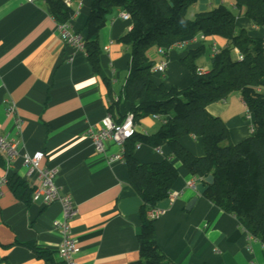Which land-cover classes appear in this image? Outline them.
<instances>
[{
    "label": "crops",
    "instance_id": "0c3cea01",
    "mask_svg": "<svg viewBox=\"0 0 264 264\" xmlns=\"http://www.w3.org/2000/svg\"><path fill=\"white\" fill-rule=\"evenodd\" d=\"M93 1L74 3L75 15L68 23L73 34L78 35L85 25ZM224 2L213 3L217 6ZM229 6L233 9L230 0ZM208 7L202 6L204 11ZM121 13L116 11L98 37L101 72L110 84L114 100L122 92L131 61L129 48L119 42L131 30V22L122 20ZM243 13L242 9L236 27L246 30L253 38L264 39V31L246 20ZM79 36L84 42V35ZM207 44L210 57L213 46L222 50L226 41L207 37L202 44L172 48L164 57L157 51L154 59L148 55L154 66L162 61L166 63L163 73L153 74V82L166 88H187L190 74L180 65V60L188 50ZM206 63L197 62L200 72L209 70ZM108 96L86 54L61 40L58 23L44 2L0 0V134L10 133L13 122L6 115V102L14 104L22 123L16 146L18 156L8 166L4 165V169L0 168V178L15 175L32 189L35 176L27 177L22 156L44 154L41 166L55 171V186L61 194L71 197L78 211L71 223V232L80 242L78 264H131L139 259L136 235L141 227V202L129 184L126 165L109 164L104 155L96 153L87 136L88 129L98 127L109 113ZM207 110L224 122L232 144L251 136L239 93H232ZM128 112L129 104H121L115 116ZM161 125L150 116L142 119L136 130L151 136ZM179 143L194 157L204 154L200 138L185 136ZM134 155L142 164L172 160L179 172L171 188L172 198L159 204L157 209L164 213L154 224L155 243L167 261L264 264V247L233 216L187 187L194 179L171 157L168 147L153 149L140 144ZM0 192V264H62L57 254L60 241L53 230L60 205L44 206L32 200L24 204L7 185ZM192 200L195 202L187 210ZM26 245L47 251L52 262L38 259Z\"/></svg>",
    "mask_w": 264,
    "mask_h": 264
},
{
    "label": "trees",
    "instance_id": "16d2710c",
    "mask_svg": "<svg viewBox=\"0 0 264 264\" xmlns=\"http://www.w3.org/2000/svg\"><path fill=\"white\" fill-rule=\"evenodd\" d=\"M79 3L80 0H72ZM202 0H94L85 25L84 52L92 71L108 90V112L116 124L126 113L115 116L121 104H129L135 126L144 118L157 116L165 122L151 136L135 132L125 144L124 164L129 184L141 202V227L136 235L139 259L131 264H172L158 249L155 221L147 213L157 209L171 194L179 172L172 160L142 164L135 158L136 145L158 149L168 147L171 157L194 179L209 185L202 197L225 214L233 216L246 233L264 247V39L249 36L235 25L239 12L252 25L264 30V0H232L233 9L219 4L211 10L186 18L188 9ZM221 2L223 0H205ZM51 17L60 25L68 24L75 15L65 0H44ZM130 17L131 30L119 42L128 47L131 61L128 77L117 100L111 98L109 82L100 67L102 50L98 37L116 11ZM203 35L219 37L226 46L218 55L209 57V70L200 73L197 62L205 53L199 45L187 51L180 65L190 74V85L182 90L166 88L153 82L154 62L150 49L168 51L175 43ZM243 56L236 60L234 53ZM239 93L246 113L252 116L251 136L232 144L228 130L219 117L209 114L210 105ZM185 136L200 138L202 157H194L179 143ZM0 168L4 161L0 157ZM8 188L14 197L29 204L32 190L15 175ZM38 259L52 262L51 254L34 245H26Z\"/></svg>",
    "mask_w": 264,
    "mask_h": 264
},
{
    "label": "built area",
    "instance_id": "2783aa9c",
    "mask_svg": "<svg viewBox=\"0 0 264 264\" xmlns=\"http://www.w3.org/2000/svg\"><path fill=\"white\" fill-rule=\"evenodd\" d=\"M28 3L36 1L44 2V0H26ZM68 6L73 7L72 0H65ZM120 18L129 21L130 17L127 13L122 12ZM58 30L61 40L75 51L84 52V42L79 35L73 34L68 24H58ZM206 37L197 35L185 42H177L170 49L177 47H184L187 44L198 45L205 42ZM169 49V50H170ZM157 53L165 56L167 51L158 49ZM220 50H216L213 46L211 56L218 55ZM236 60L241 61L243 56L237 51L234 53ZM166 68L165 61L160 62L152 68V73H163ZM200 72V71H199ZM202 73V72H200ZM6 115L10 116L13 120L10 133L0 134V157L4 161V165L8 166L17 156V142L21 131V120L19 119L16 108L13 103L6 102ZM246 121L250 124V133L252 129V116L246 113ZM154 120L164 123L157 116H152ZM136 126L133 121V116L130 113L124 115V119L120 124H116L112 116L108 113L100 122L98 127H91L87 131V136L91 139L94 150L99 155H104L109 164L124 163V150L125 144L134 136ZM139 145H136L138 148ZM44 154L36 152L32 155L24 154L22 156V163L27 171V177L35 176V186L32 187L31 200L33 202H40L42 205L47 206L53 203L60 205V215L53 222V230L59 238V248L57 251L58 257L62 264H78L76 256L79 252V239L76 238L71 232V223L77 216L78 211L73 204L69 195L61 194L54 184L55 171L43 168L41 163ZM196 180L187 183V187L193 191L196 188ZM9 179L7 177L0 178V191L1 188L8 185ZM1 195V192H0ZM172 197H168L170 200ZM164 211L154 209L147 213L149 220L155 221Z\"/></svg>",
    "mask_w": 264,
    "mask_h": 264
},
{
    "label": "rangeland",
    "instance_id": "374dc122",
    "mask_svg": "<svg viewBox=\"0 0 264 264\" xmlns=\"http://www.w3.org/2000/svg\"><path fill=\"white\" fill-rule=\"evenodd\" d=\"M230 1H232V0H230ZM205 5L206 6L209 5V7L206 8L205 10H209L211 8L216 7V5L213 2H211V1H205V0L198 1L196 4H194L193 6H191L188 9V11L186 13V18L188 20H192L194 18L195 14L204 11L203 8H202V6H205ZM224 5H225L226 8H228V9L231 10V8L229 6V0H225ZM238 29H242V28H238ZM261 30L264 31L263 29H261ZM154 53H155V50L154 49H150L149 52H148V55L153 58V57H155ZM209 54H210V49H209V44H207V45H205V53L201 57V59L198 60V62L204 60L205 62H207L206 64H208L209 63L208 62L209 61Z\"/></svg>",
    "mask_w": 264,
    "mask_h": 264
},
{
    "label": "water",
    "instance_id": "95a60500",
    "mask_svg": "<svg viewBox=\"0 0 264 264\" xmlns=\"http://www.w3.org/2000/svg\"><path fill=\"white\" fill-rule=\"evenodd\" d=\"M195 183H196V188H195L196 193H197L198 195H202V194L205 192L206 188H207L209 185L212 184V177H211V176L207 177V178L205 179L204 183H201L199 180H196ZM194 202H195V200H192V201L188 204V206H187V210H189L190 206H192Z\"/></svg>",
    "mask_w": 264,
    "mask_h": 264
}]
</instances>
